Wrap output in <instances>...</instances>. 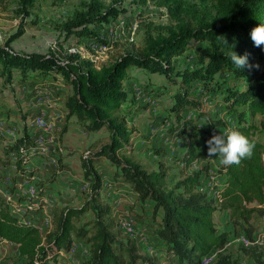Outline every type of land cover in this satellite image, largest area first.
Segmentation results:
<instances>
[{"label":"trees","instance_id":"obj_1","mask_svg":"<svg viewBox=\"0 0 264 264\" xmlns=\"http://www.w3.org/2000/svg\"><path fill=\"white\" fill-rule=\"evenodd\" d=\"M38 1L19 0L16 14L22 18L21 24L0 44L1 85L23 87L33 83L55 91L54 100L62 103L66 113L62 137L72 123L88 132L105 130V134L80 155L86 183L82 204L52 210L48 233L14 214L11 203L0 194V247L6 241L17 245L23 264H59L62 254L81 242L89 251L82 264H156L155 259L140 253L138 237L128 235L124 239L117 231L122 229L113 219V204L106 194L108 186L113 191L122 184L120 187L127 186L124 189L134 197V220L137 216L155 220L161 214L152 230L166 263L202 264L205 257L222 250L209 264H241L238 257L223 250L233 233L216 222V216L224 214L234 233L242 230L253 243L243 248L251 263L264 264V244L257 245L253 238L254 220L264 218V144L257 141V136H264V45L255 47L250 37L251 30L264 23V0L82 1L81 9L75 10L61 29L64 38L76 39L77 45L90 43V48L99 43L108 50L122 43V39L110 41L102 34L117 31L120 17L129 7L152 4L165 10L169 19L167 25L146 24L137 52L102 64L79 51L59 55L15 50L13 43L28 26L38 23L25 22ZM233 51L240 56L248 53L249 63L259 68H236L229 58ZM133 67L165 75L173 87L149 81L140 86L145 96L139 100L127 88ZM161 98L170 105L157 116L159 131L140 135L129 120L136 111L149 109ZM207 101L222 103L225 115L233 117L236 125L230 127L222 117L216 119L206 113L203 106ZM232 128L255 144L253 154L239 165H219L217 172L213 164H219L218 158L207 159L206 142ZM38 129L43 130L40 125ZM162 136L174 141L176 151L151 145L154 138ZM35 137L24 126L20 136L5 142L0 166L12 165L14 156L17 171L26 174L33 152L44 142L42 138L39 145L41 137ZM139 140L159 159L157 169L150 170L132 156L140 151L135 147ZM142 150L145 152L144 147ZM165 158L179 166L180 177L171 180L175 165L171 167ZM63 160L60 157L58 168L43 186L50 189L57 182L65 167ZM104 160L111 166L110 174L103 171ZM195 167L199 168L191 170ZM216 174L219 186L213 183ZM215 185L217 188L212 189ZM144 226L146 231L151 228Z\"/></svg>","mask_w":264,"mask_h":264},{"label":"rangeland","instance_id":"obj_2","mask_svg":"<svg viewBox=\"0 0 264 264\" xmlns=\"http://www.w3.org/2000/svg\"><path fill=\"white\" fill-rule=\"evenodd\" d=\"M85 0H63L61 3L55 4L54 0H40L37 5L32 9V14L30 19H26V23H30L32 20H37L38 23L34 26H28L26 28L25 34L13 43L15 50L24 53H42L46 54L50 51L56 52L59 55H65L73 51H79L85 57H90L93 61L99 63H105L108 60L116 61V58L121 55H127L129 52H137L139 47H141L144 39V30L146 24L149 22H154L159 25H167L169 19L166 15L165 10L156 7L155 5H148L147 7H129L128 13L120 17V27L117 31L102 34L110 41L121 40L122 43L117 46H111L107 50V46L103 44H93L90 48V43L88 45L80 44L77 45V40L74 38L66 39L61 29V25L71 19L73 13L77 9H81V2ZM106 4L110 3V0H105ZM19 5V0H0V44L5 43L9 37L14 34L22 21V18L16 14ZM96 29H101V26H96ZM105 33V31H103ZM117 33V34H116ZM130 33V34H129ZM113 37V39H111ZM101 47L102 49H98ZM89 46V47H88ZM93 47V48H92ZM96 50V51H95ZM107 50V51H106ZM135 71L139 72V80L141 79L143 83L147 81L144 76L149 77V81L158 84H167L171 88V85L165 75H153L148 74L144 70L138 68H131L129 74L135 76ZM145 73L146 75H144ZM143 74V75H141ZM137 79L136 82H139ZM141 82V81H140ZM138 85L134 86L135 96L140 100L144 98V94L140 89H137ZM37 93V94H36ZM43 100V105L35 106L34 102H40ZM148 100H146L147 102ZM163 101V100H162ZM50 103V104H49ZM161 103V102H160ZM156 103L153 102V105ZM166 107L170 105V102L164 100ZM163 105V104H161ZM163 107V106H162ZM47 108H53L54 117H60L65 121L66 114L60 111L58 103L53 99V91L50 88L40 87L33 92L31 90L24 91L19 85H14L10 87H4L0 82V156L5 157L3 153V146L5 142L11 139H16L23 132L24 126H28L31 133L35 134V138L43 134V130L38 129L39 125H36V118L39 116V121H46L47 126L51 125L52 115L48 114ZM163 107L161 111L164 109ZM158 106H153V114L155 119L159 116L157 112ZM203 109L209 115L216 119H222L224 122H228L230 127L236 125L235 119L230 118L225 115L222 103L217 101L211 104H204ZM151 110V111H152ZM156 110V111H155ZM47 113L51 118H46ZM7 114L10 116L7 117ZM151 112L145 118H140L136 120V123L130 121V125L133 124L137 127L140 135H147L153 133L150 130V124L154 120V115ZM153 115V116H152ZM8 118L7 120L5 118ZM222 117V118H220ZM146 120V121H145ZM50 121V122H49ZM54 122L55 119L52 118ZM159 122L155 125V128L159 129ZM64 122L59 123V130L61 133L58 139L55 140L51 136H43L44 142L41 148L37 149L32 159L31 163L27 166V173L22 174L17 171L15 161L16 157L13 156V164L9 166H0V194L5 197L12 205L13 212L18 217L22 218L26 222H34L40 225L41 232L43 234L48 233L52 229V210L69 205L73 207H78L82 204V191H86V183L83 179V171L81 165L74 168L71 164L68 169L63 168L61 170L57 182L49 189V186H43L42 184L47 181L51 175L58 168V160L60 157H64L63 163L73 152L74 146H67L65 141V135L62 137ZM233 129V128H232ZM144 130L146 132H144ZM147 130L149 132H147ZM105 134V130H101L98 133L93 134L92 141L100 139ZM162 138H157L152 140L151 145L162 144ZM257 141L264 144V136H257ZM169 142V140H167ZM135 147L140 149L132 154V156L140 163L145 164L150 170H155L158 168V160L154 155H152L144 144L143 140H139L135 143ZM144 147L145 152L142 150ZM208 159H211L210 157ZM165 161L169 165H175L171 171L172 178L180 177L181 172L178 165L173 164L168 158ZM104 168L107 173L110 174L112 171L111 166L108 161L104 160ZM215 166V171L218 172L219 164H213ZM172 167V166H171ZM199 167L192 168L191 170L198 169ZM213 183L220 185V179L218 174L215 175ZM120 184L118 187L112 189L108 186V193L106 196L113 204V219L115 223H118L120 229L118 233L120 237H138L141 235L140 230H145V226H151L147 231V235L142 237V245L137 240L138 246L140 248V253L142 255L151 257L156 260V264H168L166 263L165 256L161 253L159 254V249L156 247L154 241V233L152 226L154 223H158L161 219V214L153 220L151 216H147L145 220L139 219L138 216L134 220L132 214H136L135 211L131 210V203L134 201L132 194L126 192L127 186H122ZM211 187L212 189L217 188V186ZM212 186V184L210 185ZM120 188V189H119ZM124 188H127L126 190ZM43 191V195H38L39 192ZM149 207V206H148ZM139 211L140 208L138 207ZM89 220V217L85 218V221ZM216 222L222 229H228L232 231L231 240L225 246V253L231 254L234 257H238L241 260V264H252L248 255L245 253L243 248H250L253 243L249 242L247 245L242 241L241 237H244L243 231L238 230L234 233V227L229 224L228 219L224 214H218L216 216ZM125 226L132 227L139 234L130 235ZM255 233L253 238L257 245L264 244V218H259L254 220ZM129 235V236H128ZM241 238V239H240ZM246 239V238H245ZM147 241V242H146ZM146 242V243H145ZM242 243V244H241ZM150 247V248H149ZM222 250L214 251L211 253V259ZM89 257L88 246L85 242H81L80 245L75 244L73 249L68 253H64L61 256L59 264H82L84 260ZM209 257V256H207ZM205 257L204 259H206ZM24 259L20 256L18 246L9 242H4L0 247V264H23ZM203 264V263H202Z\"/></svg>","mask_w":264,"mask_h":264},{"label":"clouds","instance_id":"obj_3","mask_svg":"<svg viewBox=\"0 0 264 264\" xmlns=\"http://www.w3.org/2000/svg\"><path fill=\"white\" fill-rule=\"evenodd\" d=\"M250 37L255 47L264 45V23L254 27ZM230 60L238 69H258L259 65L249 63V54L237 55L234 51L229 55ZM208 156L218 158L220 166L239 165L242 160L251 158L255 144L238 130L229 129L219 135H213L207 142Z\"/></svg>","mask_w":264,"mask_h":264},{"label":"crops","instance_id":"obj_4","mask_svg":"<svg viewBox=\"0 0 264 264\" xmlns=\"http://www.w3.org/2000/svg\"><path fill=\"white\" fill-rule=\"evenodd\" d=\"M139 72H141V71H135V76H131V78L129 79V81H128V84H127V88H128V90H129V92L131 93V95H134L135 94V91H134V86H136V85H138V88L137 89H140V86L141 85H143V84H145V83H149V77L148 76H144V75H146L145 73H143V74H141V75H143L144 76V78H146L147 79V81L145 82V83H143L142 82V80L140 79L139 80ZM139 80V82H136V80ZM141 81V82H140ZM23 88V90L24 91H26V90H31L32 92H33V94L35 93V91L37 90V88L39 89L40 87H39V85H35V84H30V83H26L25 84V86H23L22 87ZM37 94V93H36ZM54 95H55V91H54V93H53V99H55V97H54ZM164 98H166V97H164ZM164 98H161V99H159V101H157V104H155L156 106H158V109H156L157 110V112H161V109L163 108V107H166L165 106V104H164V100H166V101H168L167 99H164ZM163 100V101H162ZM56 103H58V107H59V109H60V111H63L64 113H65V111H64V107H63V105H62V103L61 102H59V101H57V100H54ZM161 102V103H160ZM168 102H170V101H168ZM143 103V102H142ZM211 104V102L210 101H207V104ZM213 103V102H212ZM50 104V103H49ZM161 104H163V105H161ZM206 104V105H207ZM155 105H153V106H155ZM153 106H151L149 109H147V110H144V111H136L135 112V114L132 116V118L129 120V122L130 121H133L134 123H136V120L137 119H140V118H145L146 116H148V113L150 114V112L153 114L154 112H153V110H152V107ZM163 106V107H162ZM47 111V113L48 114H51L52 115V118H54L55 119V121H56V115H55V117L53 116L54 115V111H57L56 109H50V108H47L46 109ZM152 110V111H151ZM155 110V111H156ZM66 114V113H65ZM154 115V114H153ZM152 115V116H153ZM154 120L151 122V124H150V130H153L152 132H156V131H159V129L157 130L156 128H155V125L156 124H158V122L159 123H161V121L159 120V118L158 119H155V115H154ZM146 121V120H145ZM50 122V121H49ZM51 123V122H50ZM50 126V125H49ZM41 131V130H40ZM98 132H100V131H98ZM98 132H88V131H86L83 127H81L79 124H77V123H72L70 126H69V128H68V132L65 134V141H66V145L67 146H74V147H72L73 148V152H72V154H70L69 156H68V158L65 160V162L67 161V163H66V166L64 167L65 169H68V168H70L69 166L71 165V164H73L74 165V167H71V168H76V167H78V166H80V155L86 150V149H88V147L90 146V144L93 142L92 141V139H93V134L94 133H98ZM144 132H146L145 130H144ZM147 132H149L148 130H147ZM165 137V136H164ZM162 138V140H161V142H163L162 144H159V145H163V146H165V147H167V149L169 150V151H171V152H174V151H176V146H175V143H174V141H172V140H170V138L167 136L166 138H163V136L161 137ZM167 140H169V142H167ZM209 157V156H208ZM208 159V158H207ZM141 235L140 236H138V238H139V240L140 239H142V237H144L145 235H147V233H149V232H147L146 231V229L145 230H141ZM142 241L143 240H140L139 242L141 243V245H142ZM147 242V241H146ZM145 242V243H146ZM150 248V247H149Z\"/></svg>","mask_w":264,"mask_h":264},{"label":"built area","instance_id":"obj_5","mask_svg":"<svg viewBox=\"0 0 264 264\" xmlns=\"http://www.w3.org/2000/svg\"><path fill=\"white\" fill-rule=\"evenodd\" d=\"M120 25V21H119ZM130 34V33H129ZM102 49V48H100ZM35 106L37 105H43V100H40V102H34ZM53 109V108H50ZM47 114V113H43ZM46 118H51L48 114L46 115ZM64 122L63 119L57 116L56 121H52L51 118V125L50 126H43V134L38 136L41 137V143L43 136H51L53 139L57 140L59 134L61 133V130H59V123ZM36 125H41V121H39V116L36 118ZM127 228V231L130 235L132 234H139L136 230H133L130 226H125ZM243 242H250L248 239H245V237H241ZM240 238V239H241Z\"/></svg>","mask_w":264,"mask_h":264},{"label":"bare ground","instance_id":"obj_6","mask_svg":"<svg viewBox=\"0 0 264 264\" xmlns=\"http://www.w3.org/2000/svg\"><path fill=\"white\" fill-rule=\"evenodd\" d=\"M40 126L43 128V126H47V123L45 121L44 122H41V125ZM244 243H246L247 245L249 244V242H244ZM211 261H212L211 257L210 258H207V259H205L203 261V264H209Z\"/></svg>","mask_w":264,"mask_h":264}]
</instances>
